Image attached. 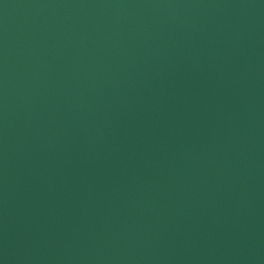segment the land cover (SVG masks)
<instances>
[{
  "label": "water",
  "instance_id": "water-1",
  "mask_svg": "<svg viewBox=\"0 0 264 264\" xmlns=\"http://www.w3.org/2000/svg\"><path fill=\"white\" fill-rule=\"evenodd\" d=\"M0 264H264V0H0Z\"/></svg>",
  "mask_w": 264,
  "mask_h": 264
}]
</instances>
